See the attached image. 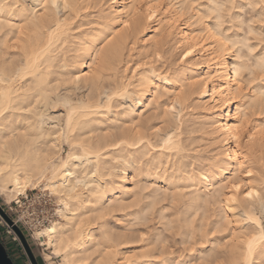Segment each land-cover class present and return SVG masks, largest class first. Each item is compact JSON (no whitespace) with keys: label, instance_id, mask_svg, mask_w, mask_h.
<instances>
[{"label":"bare ground","instance_id":"1","mask_svg":"<svg viewBox=\"0 0 264 264\" xmlns=\"http://www.w3.org/2000/svg\"><path fill=\"white\" fill-rule=\"evenodd\" d=\"M33 1L28 8L20 0H0V192L11 201L43 182L59 203L58 218L37 227L34 235L60 255L63 264L162 263L164 259L153 258L152 240L141 231L134 235L129 223L158 211V190L180 183L191 187L182 230L188 239L199 225L190 209L200 200L207 203L210 194L223 187L239 188L234 173L245 163L239 155L241 140L250 148L264 146V120L251 123L249 113L264 101V84H250L258 69L264 75V52L254 54V66L243 51L240 54L239 43L247 45L249 39L234 31L239 13L228 12L230 26L224 27L227 15L219 12L225 2L232 6V0H207V6L194 5L193 0ZM58 3L66 10L62 16L54 9ZM91 4L99 7L96 20L76 32L84 22L73 26V21ZM214 11V21L209 20ZM252 45L246 46L251 55ZM171 47L176 66L171 60L160 75L151 58L162 57ZM82 83L88 89L84 97L51 102L60 87L68 91ZM126 95L130 104L118 110L120 101L115 105L114 99ZM191 100L198 118L191 117L181 130H202L208 144L220 146L212 157H201L195 168L182 158L197 146L192 144L196 139L187 136L188 143L181 131H161L157 111L141 114L144 107L157 109L163 103L191 107ZM56 103L62 104V114L52 116L56 122L50 125L48 110ZM64 144L67 152L61 156ZM145 181L155 183L156 189L148 190ZM243 192L259 194L252 183ZM221 221L216 219L215 225ZM199 237L197 264H209L208 238L205 233ZM263 239L262 229L247 234L240 259L232 258L229 264L259 263ZM184 256L179 263L192 264L186 260L189 254Z\"/></svg>","mask_w":264,"mask_h":264},{"label":"rangeland","instance_id":"2","mask_svg":"<svg viewBox=\"0 0 264 264\" xmlns=\"http://www.w3.org/2000/svg\"><path fill=\"white\" fill-rule=\"evenodd\" d=\"M5 1H11V0H5ZM20 1L23 5H26L27 7L35 5V2L33 0H20ZM164 1L166 2L167 0ZM164 1L162 0V2ZM186 1L188 3L189 0H172L173 3L178 2L181 4L182 2L186 4ZM232 1H234L232 2L234 3L232 5L233 8L230 9L228 8V6H230L229 5L230 1H228L227 4L225 0H223L222 2H225L224 3L225 6L224 5L223 6L226 7L228 5L227 8L230 10L228 11L227 8H224L222 10L223 6H221L219 12L222 15H227L228 12H229L228 14L230 15L231 13L230 11H237L239 13V18H237L238 20L236 19V21L235 20L233 21L234 24L236 25V27L234 25V31L237 30L240 33V35L242 34L241 36L240 35L239 36L240 37L243 36L242 37L243 39L245 37L249 39V40H245L246 38L244 39L245 41H249L248 44H253V45L256 44L255 49L251 51L253 55L250 54L249 52L250 50H248V48L246 47L248 44L245 45L247 43L245 41H244L245 43L243 42L244 43L243 45L239 43L241 46V47L239 46V50H241L239 52L241 54V52L243 51L244 56L245 54L248 56L246 62L249 63L253 62L254 64L256 55H259V53L264 52L263 50L264 48H262L264 47L263 46L264 45V2L263 1L264 0H260L259 4H257L258 0H256L257 3L253 2L255 0H241V1L232 0ZM191 2L194 5L203 3L204 5L207 6L209 4V1L207 0H193ZM248 2L250 3L252 2L253 4L252 3L250 4ZM239 4L241 6H239ZM54 9L56 10V13L59 16H62L63 13L66 11L65 8L62 7V4L59 3L57 5H54ZM98 9H99L98 5L96 6L91 4L88 7H85L84 10L82 9L81 11H79L78 13L79 16L77 15L78 16L77 19L75 18V20L73 21V23L75 22L73 26H77L80 22L81 23L84 22V24L79 29L77 28L78 30L75 29L76 32L88 27V24L93 25L94 23L93 19L96 20L95 16L97 14ZM216 14H217L216 11L211 12V14H209L208 16V19L214 21L213 19H215ZM229 15H227V17L225 18L226 21L227 19H230ZM89 20L93 22L91 23ZM226 21L223 22V26L229 27L230 21L229 20L227 22ZM247 23L250 24V26L252 25L251 26L252 28L256 27L255 30L258 29L259 32L260 31L262 32L254 33L255 30L253 31L252 28H251L252 30L247 28L249 27L247 26L248 25ZM249 32L251 34H249ZM255 53L256 55H254ZM176 57H177L176 52L171 47L169 52L162 54V57H158V58L152 57L151 58L152 63L150 62V64L155 69H157L156 72H158L160 75H164L167 64H169L168 62H170L171 60L172 62H174L173 60H175ZM249 57H251V61ZM139 59L137 58V60ZM176 63L177 62L175 60L174 64H171V66H176ZM253 64L251 63L250 65L254 66ZM257 69L258 68H255V71ZM121 70L123 71V69ZM254 73L253 75H255L256 79L254 78L255 79V80L253 79L254 82L252 80L250 84L252 85L256 83L264 84V75H262L261 69H258L257 73L255 74ZM110 80L111 78L110 79L105 78L104 82L109 83ZM161 84H166V82L161 81L160 85ZM76 85L77 84H74L71 87L72 89H69L70 91L69 90L67 91V89L63 87H60L57 90L58 92L56 91V93L55 92L53 93L55 94V96L53 95V99L51 102L55 103V100H57V98L58 99L61 98L60 100H62V98L65 96H69L75 100L79 99V97H84L86 92L88 91L87 87L85 88L83 83L81 84V86L80 85L76 86ZM249 87L251 88V86ZM103 99H104V94L100 96V101L103 102ZM116 100L117 101L119 100L120 103L117 104ZM114 101H115L114 104L115 105L117 104V109L121 111H123V108H125L127 105L130 104V98L127 95L122 96L118 99H114ZM161 101L163 100L161 99ZM190 102L192 103L191 107H183L179 103H175L173 108L170 105H166L167 103L166 104L163 103L161 105L159 104V108L157 109H152V106H147L141 110L142 111L141 114L146 115L149 112L157 111L158 123L162 128L161 131H165L166 129H168V131L166 130L167 132L181 131L182 134H180L181 135L180 137L182 139L183 138L186 139L187 136L189 137V140L192 137L196 139L197 142L194 141V139L191 140L196 142V143L193 142L192 144H195L197 146L190 145L195 147H193V149L191 147L190 151L185 152L188 155V157L182 158L184 162L185 161L186 163L187 161L189 162V164L187 163L189 167L195 168V166L197 167V164L200 163L201 157L206 158L207 155H209V157H212L210 156V154L212 155L218 152L220 150V146L218 143L208 144L207 140H204L205 134L203 135L202 130L199 131L196 129L194 132H190V133H186V131L185 132L183 131L184 130L183 128H185V125L187 123L186 121L188 120L193 121V119L196 116L195 114H193L195 112L192 111L194 107V101L191 100ZM250 109L251 110L249 113L252 120L251 123H255L258 119L261 121L264 120V101L261 105L260 104L254 105ZM62 110H63V106L60 103L58 104L56 103V105L51 107V109L49 108L48 112L51 115L46 119L50 125H54V123L56 122V118H53L52 116H56V115L58 116L62 114ZM193 116L194 118L192 119L191 117ZM197 118H195L194 121H197ZM59 122L62 124V120H59ZM261 124L263 126L264 122ZM179 127L181 128L178 129ZM162 135L164 134L162 133ZM200 136H201V140H200ZM188 137L185 141L188 140ZM187 142L189 143V141ZM241 142H242L241 151L239 155L244 157L245 163L244 166L238 170V172L234 173V175H236V177H238L240 180L239 188L235 189L232 187H223L220 189L218 193L212 194L210 192L211 194L209 196V201L207 203H204L201 200L198 201L197 204L198 207L197 205L196 206L194 205L195 207L191 208L190 209L191 211L189 212V214H192V216H194L193 218L195 220L194 221L195 224L196 223L199 224L198 227H196L198 228V230H194L195 234L194 233L190 234L188 239L186 238L187 237L186 233L182 236L183 234L182 230L184 227L183 214H185V205L188 204L187 200L190 195L189 191L191 190V187H187V188L184 187L185 188L184 189L182 186H180V183L178 184L175 183L174 185L175 187L173 186V188L170 189H168V187L166 189H163L161 187L162 189L158 190V193H160V195L158 196L159 203H157L158 205L155 206V209L156 207H158L159 209L163 208L162 211L164 210L163 211L164 213H158L162 211H159V209L157 211L156 209V212L153 211L154 213L147 212L145 214V218H143L142 220L138 221L137 219L136 220L133 219L130 221L129 223L130 226L128 228L129 230H131V232L134 233V235H138V233L141 231L144 233L146 237L149 238V240H152L151 246L155 247V252H154L155 257L153 258H159L158 260L164 259L162 263L157 262L156 264H171V263L181 264L179 262H181V260L185 257L184 255H188V254L189 256L188 257L186 256L187 261L191 260L192 264H197V262L200 263V260L198 261L197 258L201 256V253H199V251L196 250V248L201 243L199 237L201 233H205V235L208 238V242L206 243V247H207L206 251L208 252L207 257L210 260L209 264L210 263L229 264V261L232 258L238 259L241 256V251H242L241 244L243 242V239L247 236V234L250 235V233H253L259 229L264 230V146L261 148L260 147L250 148L245 143V138H243ZM158 149L159 148H155V150ZM66 152H67V146L64 144V147L61 150L60 155L64 156ZM203 155L205 156L203 157ZM137 179L139 180L140 177H137ZM159 180H156V182L161 186H163L164 182L162 180L160 181ZM248 183H252L253 185L256 186L259 192L258 195L255 193L251 196H248L245 194V192H243ZM148 185L149 184L146 182L145 186ZM153 185L155 186V183ZM153 185L152 186L149 185L147 189L150 190L152 189V187L153 189H156ZM131 186L133 187L134 185H132L131 183ZM157 187L160 188L159 186ZM9 188H12V186H9ZM172 192H174L173 194H175V196H172ZM58 207H59V203L56 197L53 194H51L48 189H45L43 187L42 181L39 182L38 185L35 186L34 188H28L26 190V193H22L18 195L17 199H12L11 201H8L6 196L0 192V241L5 247L7 253L9 254L14 264H31L21 244L20 238L17 235L16 231L14 230V225L17 226V228L22 232L23 236L26 238L27 243L38 264H63L61 261V256L53 253L51 249L47 248L46 244L42 239L41 240L36 239L34 235V231L37 227L44 226L48 224L51 220H55L58 218V214H57ZM158 214L161 215L164 214V215L161 216L160 218ZM114 219L115 218L111 219L113 226L119 227L120 225L118 221ZM216 219H222L221 221L222 223L220 225H215ZM166 223L168 225L169 224L171 225L167 226ZM182 240H185V242H182ZM262 258L261 261L258 260L259 263L257 262L255 264H264V256Z\"/></svg>","mask_w":264,"mask_h":264},{"label":"water","instance_id":"3","mask_svg":"<svg viewBox=\"0 0 264 264\" xmlns=\"http://www.w3.org/2000/svg\"><path fill=\"white\" fill-rule=\"evenodd\" d=\"M11 222V221H10ZM14 230L16 231L17 235L20 238L21 244L25 250L26 255L28 256L31 264H38L28 243L26 238L23 236L22 232L14 225ZM0 264H14L12 259L10 258L9 254L7 253L5 247L0 241Z\"/></svg>","mask_w":264,"mask_h":264},{"label":"snow or ice","instance_id":"4","mask_svg":"<svg viewBox=\"0 0 264 264\" xmlns=\"http://www.w3.org/2000/svg\"><path fill=\"white\" fill-rule=\"evenodd\" d=\"M248 195H249V196H251V195H252V193H248Z\"/></svg>","mask_w":264,"mask_h":264}]
</instances>
